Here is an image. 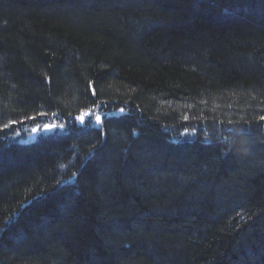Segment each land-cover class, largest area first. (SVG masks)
<instances>
[{
    "label": "trees",
    "instance_id": "16d2710c",
    "mask_svg": "<svg viewBox=\"0 0 264 264\" xmlns=\"http://www.w3.org/2000/svg\"><path fill=\"white\" fill-rule=\"evenodd\" d=\"M0 264H264V0H0Z\"/></svg>",
    "mask_w": 264,
    "mask_h": 264
},
{
    "label": "rangeland",
    "instance_id": "374dc122",
    "mask_svg": "<svg viewBox=\"0 0 264 264\" xmlns=\"http://www.w3.org/2000/svg\"><path fill=\"white\" fill-rule=\"evenodd\" d=\"M55 128H56V125L37 126L29 130L25 134V136H21V137H23V140H32L36 138L38 135H40L41 133L51 132Z\"/></svg>",
    "mask_w": 264,
    "mask_h": 264
},
{
    "label": "snow or ice",
    "instance_id": "6c2138e0",
    "mask_svg": "<svg viewBox=\"0 0 264 264\" xmlns=\"http://www.w3.org/2000/svg\"><path fill=\"white\" fill-rule=\"evenodd\" d=\"M97 119H99V117H97Z\"/></svg>",
    "mask_w": 264,
    "mask_h": 264
}]
</instances>
